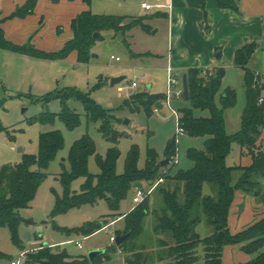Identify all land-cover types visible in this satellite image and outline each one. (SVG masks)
<instances>
[{"label":"trees","instance_id":"16d2710c","mask_svg":"<svg viewBox=\"0 0 264 264\" xmlns=\"http://www.w3.org/2000/svg\"><path fill=\"white\" fill-rule=\"evenodd\" d=\"M51 1L56 3L59 0ZM92 1L84 0L89 6ZM37 2L38 0H27L8 17H3L0 10V50L47 60L65 59L75 51L77 61L87 63L91 58L93 44L104 38L103 31L112 30L125 34L135 27L151 31L152 28L146 21L163 16L160 13L145 16L102 15L88 9L72 20L73 36L61 49L45 51L33 44L32 36L23 44L9 40L2 27V23L7 19L24 18L32 14ZM258 46V43L253 41L235 51L234 63L244 71L246 93L241 126L237 132L229 134L226 130L225 110L235 106L238 100L235 88L228 86L221 91L226 69L190 67L186 71L189 85V98L186 100L190 102V106L179 108L178 111L186 135L205 138L203 148L190 147L186 151L187 158L194 163L193 166L188 169L174 168V174L172 170L164 173V166L161 165L162 160H159L157 151L148 148L145 166L141 168L138 165L140 148L134 144L128 151L124 172L118 173L117 160L121 155L119 148L113 146L106 156H102L97 153L94 140L89 135H84L70 148L68 160L71 168L62 173L65 193L63 197H57L53 215L103 199L111 211L108 216L117 218L123 215L119 213L122 200L136 183L154 181L164 176L166 180L172 179L177 185L172 190L161 189L162 205L151 211L150 197L146 198L124 216V228L116 231V237L128 235L118 245L125 253L126 264H147L151 260L149 255L142 253L143 248L139 249L132 244V241L143 234L145 222L151 215L152 233L157 236L165 234L170 239L167 241L160 237L156 242L157 261H166L163 264H223V252L227 245L238 246L250 256L249 260L239 264H264V216L237 233H232L228 224L230 208L237 190L255 194L264 203V186L261 184L264 179V147L258 145L264 130V82L261 74L250 67V61ZM219 94L218 105L216 97ZM72 98L83 103L88 118L101 121L99 130L106 139L113 143L118 142L121 133L113 127L118 117L76 87L46 94L42 100L49 103L52 99H59L63 105L62 110L43 111L29 119V123L54 125L60 120L69 129L78 127L81 114L68 105ZM165 98L164 94L137 91L131 97L128 96L117 109H129L133 113L143 110L151 116L157 108L156 104L163 103ZM197 109L208 110L210 115L197 116ZM0 131L9 133L1 124ZM233 143L249 151L252 156L251 165L227 164L226 158ZM38 148L37 154H24L21 162L0 168V228L8 226L12 241L21 248L23 245L18 230L23 219L20 210L30 206L39 186L47 177L45 170L64 148L62 132L59 129L42 132ZM177 151L178 143L173 136L166 144L165 157L171 159ZM93 155L100 168L97 174L90 173L88 168L89 158ZM236 172H240L238 178ZM79 177H84L86 182L81 193H72L70 184ZM205 184L211 185V194L204 193ZM25 221L33 223L32 220ZM202 222L212 229L209 235L202 236L198 231V225ZM109 223L108 220L87 221L75 228H64V231L87 237ZM108 251L92 262L88 255L71 256L65 249L55 250L54 247L43 246L36 253H29L23 264H106L105 261L110 257ZM7 257L8 255L0 250V258Z\"/></svg>","mask_w":264,"mask_h":264},{"label":"rangeland","instance_id":"374dc122","mask_svg":"<svg viewBox=\"0 0 264 264\" xmlns=\"http://www.w3.org/2000/svg\"><path fill=\"white\" fill-rule=\"evenodd\" d=\"M9 1V0H6ZM142 0H93L92 12L102 15H120V16H145L141 8ZM148 3L155 5L153 0H146ZM40 0H38V3ZM39 10L43 11L44 19H42V27L46 30L57 27L59 33L63 34L61 26L54 25V18L50 16L45 4H38ZM157 9L147 11L146 13L156 12ZM42 15V14H40ZM147 24L151 26V31H145L141 27H135L123 34L122 32H114L112 30L103 31V39L97 40L91 49V58L87 63H78L74 60L65 62L69 67H62L55 78L47 81L38 78L40 75H47L45 71H39L27 66L26 64L11 63L6 55L11 53L0 50V124L7 128L6 131H0V168L4 165H14L22 161L24 154H37L39 147V136L42 132L59 129L64 137V148L58 152L56 158L49 164L45 170L47 177L38 188L37 194L28 208L20 210V216L23 219L19 225V238L23 248L16 245L11 239V232L8 226L0 228V250L5 252L8 257L0 258V264H11L20 258L24 250H29L37 245H33L34 240H40L43 237L44 244L58 243L68 240H79L82 242V248L77 247L75 243H68L62 247L71 256L87 255L91 250L103 249L109 252V258L106 264H126L125 253H123L118 245H113L110 241L111 235L116 236V231L121 230L125 226L124 217L119 219L113 226L101 229L98 232L85 237L83 234L70 233L64 231V228H75L83 225L87 221L108 220L110 223L116 217L108 216L111 211L108 203L101 199L96 203H86L77 207L70 208L67 212L53 215L56 207L57 197H63L65 193L62 183V173L69 171L71 166L68 155L72 144L83 137L89 135L95 142L97 153L106 156L109 149L117 146L121 152L117 160V172L122 173L125 169V161L130 148L137 144L140 148L139 167L143 168L146 163L148 148L156 149L161 155L164 154L165 146L170 137L177 132V118L167 105L153 112L148 116L145 111L140 110L131 112L129 109L117 108L123 101L133 93L141 90L149 89L144 81L134 90L129 88L132 81H138L140 76L146 73L147 55L135 56L136 54L154 53L163 55L165 58L170 50L167 23L164 21L147 20ZM39 24V27H41ZM54 25V26H53ZM34 44V43H33ZM151 53V55H153ZM15 55V54H12ZM150 55V56H151ZM161 59V60H160ZM155 60V66L160 69L164 65L162 58ZM64 64V65H65ZM264 64V51L259 50L250 62L253 69L262 68ZM160 67V68H159ZM264 73V69H261ZM150 73V71H148ZM155 74V71L151 73ZM157 73L151 77L153 89L166 95L167 91V75L165 71H156ZM147 74V73H146ZM148 75V74H147ZM117 76H125V79L118 84H112L111 79ZM262 81H264V75ZM149 80V76H148ZM179 84L173 87L176 91L183 87V77L179 78ZM147 81V80H146ZM127 87L126 91L119 92L118 86ZM244 86V85H243ZM68 87H76L81 92L87 93L104 109L113 112L118 117L113 123L114 129L121 133L118 142L113 143L106 139L101 133V121L88 118L84 105L77 99H70L68 105L81 114V123L74 129H69L65 124L57 120L54 125L30 124L29 119L43 111L59 112L62 110V102L59 99H52L49 103H45L42 99L49 92L62 90ZM151 93V92H150ZM264 94V92H263ZM242 108L244 107L245 95L242 93ZM239 98V97H238ZM171 102L177 110L181 106H189L190 103L183 97L172 95ZM189 103V104H187ZM220 104V103H219ZM230 125L227 127L228 132L236 130V126H240L241 111L238 104L233 110H230ZM208 110H195L197 115H207ZM239 117L232 116L237 114ZM236 118V120H235ZM232 121L234 123H232ZM238 124V125H237ZM203 138V137H202ZM202 138L183 135L180 137L178 145V160L175 163L173 156L169 159V163L164 166L163 171H176L174 168H184L187 164L186 151L188 147L194 146L202 148ZM264 147V135L262 140ZM251 156L247 149L233 143L231 152L226 158L229 166H237L242 164L246 157ZM88 168L90 173L97 174L100 168L97 165L95 155L89 158ZM34 169H37L34 167ZM86 179L79 177L70 184L72 193H81L82 187ZM264 186V179L261 180ZM144 189H148L145 182H141ZM177 183L175 181L166 180L157 188L150 197V209H158L162 205L161 189L172 190ZM136 186L132 187L127 197L122 200L119 213H128L137 205L133 198L137 193ZM238 191V190H237ZM239 190L232 203L231 212H229L228 224L231 219V229L238 230L247 222L252 220V209L259 208L263 205L261 198L253 195L252 200L243 201ZM205 194L209 193V186L205 184ZM245 193V192H244ZM256 193V191H255ZM25 220H32L33 223H27ZM239 223L236 226L235 224ZM38 225V226H37ZM153 217H149L145 222V230L143 234L132 241L137 248L142 249L144 255H149L151 260L147 264H163L166 261H157V243L161 237L170 241L165 235H155L152 233ZM55 226V227H54ZM206 224L204 222L198 225V231L205 233ZM39 227L43 230L39 231ZM208 227V226H207ZM61 228V229H60ZM131 245V244H130ZM114 246V249L109 247ZM59 248H54L58 250ZM224 253V252H223ZM225 258V255H223ZM227 261V260H226ZM224 261V264H227Z\"/></svg>","mask_w":264,"mask_h":264},{"label":"crops","instance_id":"0c3cea01","mask_svg":"<svg viewBox=\"0 0 264 264\" xmlns=\"http://www.w3.org/2000/svg\"><path fill=\"white\" fill-rule=\"evenodd\" d=\"M27 0H0V10L2 12L3 17H8L10 14L14 12V10L23 5ZM156 4L162 3L167 6L163 8H153L157 9L156 12H150L149 14L160 13L163 16H159L153 18L154 21H164L167 23L168 37L170 50L167 56L162 57L163 55L154 54L147 55L148 61L146 63L147 71V81L144 82L149 88L147 91L151 93L156 92L153 87V81H151L152 75L154 76L156 71H165L167 77V68L173 67L174 71L178 72L181 77L186 73L187 69L190 67H200V68H208L212 69L215 67H224L226 69V75L223 78L222 90L226 87L231 86L235 88L238 92L239 106L242 116L243 109L246 104L242 108V93H245V85H244V71L237 67L234 63L235 51L249 42H257L258 48L255 54L262 50L264 51V0H153ZM147 2L146 0L141 1V8L143 9L146 15L147 11L143 8L142 4ZM45 4L46 9L49 11L50 16H53L54 25L61 26V30H63V26L65 29L63 30V34L60 36L57 35L59 31L55 28L46 30L42 27V19H44L43 11L39 10L38 4ZM37 2V6L34 12L24 18L15 17L11 19H7L2 23V27L5 33V36L18 44L25 43L31 36L32 42L36 47L45 51H56L61 49L64 44L70 40L73 36V31L71 29L72 20L81 12L85 10H92L91 5H87L84 0H59L54 3L51 0H40ZM148 3V2H147ZM150 4V3H149ZM153 5V4H152ZM171 6V7H170ZM42 14V15H40ZM39 24L41 27H39ZM53 25V26H54ZM63 25V26H62ZM59 29V28H58ZM5 52L11 53L10 55H6L7 59L11 63L18 64H26L33 69H41L39 71H45L47 75H40V77L45 81L48 79L51 81L56 76L57 73L62 67H69L65 64L68 62L67 60H77V53L72 52L67 58L59 59V60H47L41 58H33L27 55L14 53L11 51ZM15 54V55H12ZM141 54V53H140ZM254 54V55H255ZM254 57V56H253ZM162 58L164 60V65L162 68L157 69L155 66V60ZM253 59V58H252ZM251 59V60H252ZM161 60V59H160ZM78 62V61H77ZM251 62V61H250ZM79 63V62H78ZM65 64V65H64ZM251 67V66H250ZM262 68L256 69L257 72L261 74V78L263 79L264 73L261 71ZM151 71H155V74ZM145 73V74H146ZM149 76V80H148ZM180 77V78H181ZM264 82V81H263ZM244 85V86H243ZM141 91V90H139ZM264 92V90H263ZM262 92V99L264 101V94ZM189 102V101H188ZM165 100L163 101V106L158 107V110H161L164 107ZM190 103V102H189ZM187 103V104H189ZM216 103L219 105L220 103V94L216 97ZM238 104V100L236 105ZM235 105V106H236ZM190 106V105H189ZM187 105L182 107H189ZM228 108L225 110V120H226V130L230 125V110H233L234 107ZM158 110H154L157 113ZM196 114V113H195ZM197 115V114H196ZM207 115H197V116H209ZM235 116L239 117L237 114H232L231 117ZM235 118V120H236ZM232 123H234L232 121ZM238 125V124H237ZM241 126V121H240ZM240 126H236V130L234 133L240 129ZM228 132V130H227ZM229 134H233V132H228ZM264 130L262 135L258 141V145H262ZM175 136V134L173 135ZM172 136V137H173ZM170 137L169 139H171ZM202 138V137H196ZM180 142V141H179ZM205 138H202L201 143L204 146ZM179 145V144H178ZM166 147V146H165ZM194 147V146H190ZM188 147V148H190ZM203 148V147H202ZM154 149V148H153ZM243 151L246 148H242ZM156 150V149H155ZM157 151V150H156ZM165 152V150H164ZM159 160L165 159V153L161 155L157 151ZM186 167L183 169H188L193 166V162L188 159ZM227 162V161H226ZM228 164V163H227ZM252 164V156L246 157V159L240 164L241 166H249ZM240 172H236V178H238ZM209 186V193H211V185ZM205 188V186H204ZM239 191V190H238ZM235 193V196L237 192ZM255 195V194H253ZM253 195L248 193H241V197L243 201L252 200ZM232 205L231 208L232 209ZM231 212V210H230ZM127 213H123L122 216L117 217L114 223L110 226H113L119 219L124 217ZM264 216V203L259 208L252 209V220L247 222L244 226L239 228L236 231L231 229V219L229 220V228L232 233H237L242 229L246 228L256 220H259ZM204 224H206L204 222ZM239 223H236V226ZM207 225V224H206ZM38 226V225H37ZM109 226V227H110ZM208 226V225H207ZM205 228V233L201 234L202 236L209 235L212 232V229L208 226ZM43 230L42 227H39V231ZM38 239V238H37ZM34 240L33 245L40 246L44 244L42 241L44 238L40 237V240ZM65 241H61L58 243H62ZM53 243V242H52ZM57 243V242H56ZM66 244H61L55 248L62 247ZM59 248L58 250H61ZM225 258L227 264H239L241 262H245L249 260L250 256L239 249L238 246L235 245H227L224 248Z\"/></svg>","mask_w":264,"mask_h":264},{"label":"built area","instance_id":"2783aa9c","mask_svg":"<svg viewBox=\"0 0 264 264\" xmlns=\"http://www.w3.org/2000/svg\"><path fill=\"white\" fill-rule=\"evenodd\" d=\"M142 6L146 10H151L153 8L160 9V8H163V7L167 6V5L162 4V3H157L155 5H152V4H149L147 2H144L142 4ZM167 74H168V77H167V91H166L165 101H166L167 105L169 106V108L172 110L173 114H175V116L177 118V132L175 134V139H176V142L179 144L180 137L183 136V135H186V131H185L184 127L180 123V113H179V111L176 108H174V106L172 105L171 97H172V95H175L176 97L183 96V87H180L176 91L173 90V87L177 86L179 84V81H180L179 78L181 77L178 72L174 71L173 67L169 66L167 68ZM146 80H147V74L144 73L142 76H140V79L138 81H132L130 83L129 88H132V89L135 90L139 86L140 82H142V81L146 82ZM126 89H127V87H125V86H121V85L118 86V91L119 92H124V91H126ZM261 101H262V99H261ZM156 110H157V108H156ZM174 162L175 163H179L178 155H176V157L174 159ZM163 172L167 173V171H163ZM164 181H165L164 176H161V177H159L158 179H156L154 181H149V182L144 181L148 185V189H144L143 186L142 187H137L138 191H137V193L135 194V196L133 198L134 203H136L138 205V204L142 203L146 198L151 197V195L157 190V188ZM114 222L115 221H112L111 223L105 225L102 229L108 228ZM110 241L112 243H115L116 242V236L115 235H111ZM68 243H75L77 245V247L82 248V242H80L79 240H68V241H65V242H62V243L41 244L40 246L33 247V248L29 249V250H24L21 253L20 258L18 260H16V261H12L11 264H23L24 261L27 258V255L29 253H36L43 246H50V247H54L55 248L57 246H60L61 244H68Z\"/></svg>","mask_w":264,"mask_h":264},{"label":"water","instance_id":"95a60500","mask_svg":"<svg viewBox=\"0 0 264 264\" xmlns=\"http://www.w3.org/2000/svg\"><path fill=\"white\" fill-rule=\"evenodd\" d=\"M125 79V76H117V77H113L111 79V83L114 84H118L121 81H123ZM183 97L185 99L189 98V85H188V75L187 73H185L183 75ZM163 104L162 103H157L156 107H162ZM169 163V158H165L161 161V165L165 166ZM136 187H142V183L138 182L136 183ZM128 237V235H121V236H117L116 237V244L119 245L123 240H125ZM103 253H105V250L103 249H95V250H91L87 255L90 259V261H94L99 255H102Z\"/></svg>","mask_w":264,"mask_h":264}]
</instances>
